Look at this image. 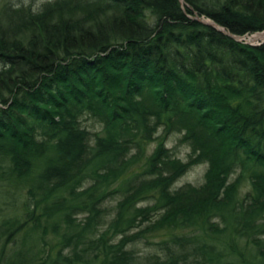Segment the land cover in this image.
<instances>
[{"label": "trees", "instance_id": "16d2710c", "mask_svg": "<svg viewBox=\"0 0 264 264\" xmlns=\"http://www.w3.org/2000/svg\"><path fill=\"white\" fill-rule=\"evenodd\" d=\"M196 14L264 31V0H0V264H264V41Z\"/></svg>", "mask_w": 264, "mask_h": 264}, {"label": "rangeland", "instance_id": "374dc122", "mask_svg": "<svg viewBox=\"0 0 264 264\" xmlns=\"http://www.w3.org/2000/svg\"><path fill=\"white\" fill-rule=\"evenodd\" d=\"M262 32H253L251 34H242V36H239L238 39L246 41V42H255V43H259L262 42V38L257 37V39H252V37L254 35L257 34H261ZM178 134L177 133H171L169 135V139L167 140V145H169L170 147L173 146L174 148H176L175 150L177 151V154L181 157H185V153L187 151V149H189L188 147H185L184 144H180L177 142L178 139ZM206 164L205 163H198L195 164L193 166L190 167L189 170L185 171V173L179 177V181L178 183H183V182H193V183H199L201 180H203V172L204 170H206ZM143 245V244H141Z\"/></svg>", "mask_w": 264, "mask_h": 264}, {"label": "water", "instance_id": "95a60500", "mask_svg": "<svg viewBox=\"0 0 264 264\" xmlns=\"http://www.w3.org/2000/svg\"><path fill=\"white\" fill-rule=\"evenodd\" d=\"M194 17H195L196 19H198V20L200 19V20L203 21V22H206V23H208V24L213 25L214 27H216V28H218V29H222V31H224V32H226V33H228V34L234 36L236 39H238L239 36H242V35L237 36V35L231 34L230 32H228V30L224 29L223 26L217 24V23L214 22L212 19H206L205 17H203V16H199V15H197V14L194 15ZM250 43H255V42L253 41V42H250Z\"/></svg>", "mask_w": 264, "mask_h": 264}, {"label": "bare ground", "instance_id": "6f19581e", "mask_svg": "<svg viewBox=\"0 0 264 264\" xmlns=\"http://www.w3.org/2000/svg\"><path fill=\"white\" fill-rule=\"evenodd\" d=\"M205 18H206V17H205ZM206 19H208V18H206ZM257 37H260V38L264 39V32L261 33V34L254 35V36L252 37V39H253V38H254V39H257ZM262 41H264V40H262ZM259 43H260V42H259ZM254 44H256V43H254Z\"/></svg>", "mask_w": 264, "mask_h": 264}]
</instances>
